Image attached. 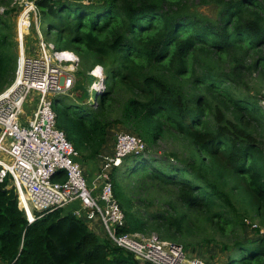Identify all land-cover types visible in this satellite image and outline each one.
<instances>
[{
  "label": "trees",
  "instance_id": "16d2710c",
  "mask_svg": "<svg viewBox=\"0 0 264 264\" xmlns=\"http://www.w3.org/2000/svg\"><path fill=\"white\" fill-rule=\"evenodd\" d=\"M209 4L218 7L216 19L192 9ZM36 6L63 49L56 48L80 58L86 81L94 67L105 71L97 108L54 99L57 127L80 162L101 155L112 124L132 130L147 151L170 139L187 153L171 155L180 166L142 154L114 170V195L127 221L121 232H157L183 247L236 237L229 264H264V239L239 237L246 218L264 225V106L244 83L249 75L264 82V0H37ZM14 10L0 15V92L16 75L6 19ZM156 202L160 209L150 212ZM0 264L141 263L65 210L29 224L6 181Z\"/></svg>",
  "mask_w": 264,
  "mask_h": 264
},
{
  "label": "built area",
  "instance_id": "2783aa9c",
  "mask_svg": "<svg viewBox=\"0 0 264 264\" xmlns=\"http://www.w3.org/2000/svg\"><path fill=\"white\" fill-rule=\"evenodd\" d=\"M36 1L11 0L12 8L22 10L17 25L21 48L31 28L32 13L38 14ZM80 63L74 52L58 50L43 40L38 55L20 58L13 83L0 92V184L8 181V187L15 188L19 208L29 224L77 203L74 216L86 224L99 220L108 242L131 253L141 264H208L196 256L189 258L183 245L154 233L121 232L127 221L114 195L112 174L126 158L145 153L147 146L139 136L117 133L114 152L102 156L97 181L88 185L79 153L57 127L53 108L57 96H72L76 90ZM88 75L94 78L88 88L93 101L94 93L106 90V76L102 66L94 67ZM35 96L38 106L26 116V106ZM253 222L245 219L250 232L264 239V227Z\"/></svg>",
  "mask_w": 264,
  "mask_h": 264
},
{
  "label": "rangeland",
  "instance_id": "374dc122",
  "mask_svg": "<svg viewBox=\"0 0 264 264\" xmlns=\"http://www.w3.org/2000/svg\"><path fill=\"white\" fill-rule=\"evenodd\" d=\"M9 7L12 8L11 5H9V6L8 5H6V6L1 5L0 6V15L4 14L2 12L3 9L5 11ZM192 9L194 11H198L201 15H204L206 17H210L212 19H216L217 15H218V7L215 4H209V5H204V6L198 5V6L193 7ZM21 14H22L21 8L15 7V10L12 11L10 16L6 18L7 23H8L7 31L9 33L11 41L14 42V44H15V49H16L17 54H18L17 65H18V62H19L22 55H23V57L25 55V57L28 58V57L38 55L40 53V42H41V40H43L44 42H47V43L55 44L58 49H63V48L58 46L56 34L54 33V31H51V33H50L48 31L47 25L45 23H42V22L40 23L39 16H38V14H35V13H32V15H31V28L27 30L28 32L24 38V43H23L22 48H21V46L19 44V40H18V34H17V25H18V21L21 17ZM80 72H82L81 63H80V68L78 69V72H76V74H75L76 80H77L76 90H75L76 92L74 91L72 96L62 97L63 101H64L66 106H69L71 103L77 102L81 105H85V106H89V107L93 105L92 106L93 108H97L98 107V104H97L98 102H96L97 95L94 93L93 94V101H90V99H89L90 93H89L88 86H87V84L91 83L94 79L92 77H89L88 80L86 81L85 72L83 75L82 74L80 75ZM244 81H245L244 83H246L248 85L247 86L248 92L251 90L252 93L254 94V96H257L258 99L261 101V104L264 105V82H261V80L258 78L257 75H249L248 77L244 78ZM38 101H39L38 97H36V96L34 98L30 99V101L28 102V104L26 106V116H31L34 113V111L36 110V108L38 106ZM111 129H112V131H111ZM121 131L130 132V133L135 134L132 130L128 129L124 125L112 124L108 128V136H107V140L110 141V144H112V145L114 144V137L116 136L115 134H117ZM135 135H137V134H135ZM174 153H177L180 157L187 155V153L184 150V147L182 146V144L179 141L174 142V141L169 139L166 141L159 142L157 145H155V147L151 148L149 151L146 150L145 153L143 154V156L145 159H149V157L150 158L153 157L159 161L165 162L166 164L171 163V164L180 166L181 164L176 159L171 157V155ZM106 155H108V154H105L104 156H106ZM79 158H80V156H79ZM80 159H79V161H80ZM100 161H101V159H99V157H96L94 160H91L89 162H85V163L83 161H82L83 163L80 162L82 167H83L84 177L86 178L88 185L90 187L95 183V179L98 176L97 173L100 170V168H99ZM124 164L125 163H123V165L119 169L124 170V168H125ZM122 184L127 186V189L130 190L127 181H125V182L122 181ZM139 206L143 207L144 205L140 204ZM159 209H160L159 205L156 202V204H154L152 207L149 208V211L150 212H156ZM246 219H248V218H246ZM252 220L254 221L253 223H257V224L264 227V225L261 224L259 219H256V220L252 219ZM89 228L100 239L108 242V239L106 237V233L104 232L100 223H99V225L93 224V226H89ZM152 233L159 236V234L157 232H152ZM152 233H149V234H152ZM239 237L244 243H248V242H254L255 243L256 241L260 240V238H258L254 233L250 232L249 227H247L246 225L244 226L242 233L239 234ZM234 239H236V237H232L231 239H227V240H225V239L222 240L220 237H217V240L213 244L205 245V246H202L201 244H198L194 241H190L189 243L191 246L184 247V248L187 250V256L189 258H193L196 256L198 258L203 259L208 264H229L230 257H232L237 252L235 250ZM223 244L228 245L229 247H231V249L228 251H223L222 250Z\"/></svg>",
  "mask_w": 264,
  "mask_h": 264
},
{
  "label": "crops",
  "instance_id": "0c3cea01",
  "mask_svg": "<svg viewBox=\"0 0 264 264\" xmlns=\"http://www.w3.org/2000/svg\"><path fill=\"white\" fill-rule=\"evenodd\" d=\"M111 131H112V129H111ZM115 135H117V134H115ZM115 141H116V136L114 137V144L113 145L110 144V141L109 140H106V144L103 146L102 153H101L100 156H98L99 159H101V157L104 156L105 154L111 155L114 152ZM98 174H99V172L97 173V175ZM97 177H96L95 181H97ZM78 207H79V204H77V203L72 204L70 207H68L67 209H65V213L66 214H72V210L73 209H76ZM99 223H100L99 220H95V221H93V223H88L87 225L88 226H93V224L94 225H99Z\"/></svg>",
  "mask_w": 264,
  "mask_h": 264
},
{
  "label": "bare ground",
  "instance_id": "6f19581e",
  "mask_svg": "<svg viewBox=\"0 0 264 264\" xmlns=\"http://www.w3.org/2000/svg\"><path fill=\"white\" fill-rule=\"evenodd\" d=\"M21 58H22V59L24 58L23 55L21 56Z\"/></svg>",
  "mask_w": 264,
  "mask_h": 264
}]
</instances>
